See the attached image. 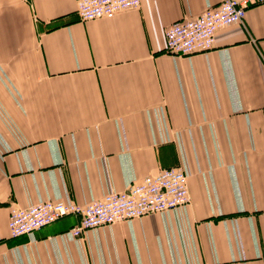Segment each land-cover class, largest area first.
Listing matches in <instances>:
<instances>
[{"label":"crops","instance_id":"obj_1","mask_svg":"<svg viewBox=\"0 0 264 264\" xmlns=\"http://www.w3.org/2000/svg\"><path fill=\"white\" fill-rule=\"evenodd\" d=\"M77 1L0 0V264H264V2L183 55L166 28L222 0L88 20ZM171 166L190 204L80 236L76 215L10 233L12 207L85 204Z\"/></svg>","mask_w":264,"mask_h":264},{"label":"built area","instance_id":"obj_2","mask_svg":"<svg viewBox=\"0 0 264 264\" xmlns=\"http://www.w3.org/2000/svg\"><path fill=\"white\" fill-rule=\"evenodd\" d=\"M264 0H222L196 17L178 19L166 28V51L192 54L212 48L217 32L227 25L244 22L252 5ZM141 0H78L77 13L82 20L112 17L117 12L139 7ZM152 116L155 141L166 139L165 126L159 110ZM192 201L189 175L180 167H162L155 175L131 183L124 190L112 189L92 201L81 204L64 199H45L27 206L12 207L9 227L13 237L30 233L54 221L76 215L79 221L72 232L80 236L85 229L165 212Z\"/></svg>","mask_w":264,"mask_h":264}]
</instances>
